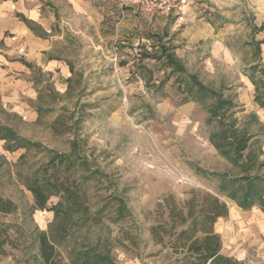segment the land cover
<instances>
[{
	"label": "rangeland",
	"instance_id": "obj_1",
	"mask_svg": "<svg viewBox=\"0 0 264 264\" xmlns=\"http://www.w3.org/2000/svg\"><path fill=\"white\" fill-rule=\"evenodd\" d=\"M109 1L92 0L105 15L99 33L64 32L60 37V0H40L42 14L58 10L48 55L73 64L72 86L66 93L60 66L40 74L0 64V104L7 111L0 108V124L64 153L71 150L73 130H62L65 124L75 125L80 154L99 170L85 180L87 204L91 212L102 210L100 225L74 232L79 240L108 238L115 264H190L191 257L175 241L188 221L180 225L176 215H186L188 200L200 204L206 192H217L220 179L204 172L235 176L238 168L210 144L209 135L219 129L217 119L207 112L214 100L208 96L199 101V94L190 91L189 76L232 100V114L226 113L224 121L252 134L249 147L262 150V165L254 171L264 178V113L253 101V86L244 75L257 60L249 43V20L264 23V0H181L168 16L148 14L123 0ZM256 37L263 38L264 29ZM34 40L28 33L10 45L0 44V53L8 49V58L23 57ZM161 43L171 47L184 71L167 66L159 55ZM259 63L264 66V44ZM185 102L189 108L182 111ZM51 156L35 149L9 152L0 140V194L16 206L0 216L11 225L13 241L0 254V264H43L37 232H49L53 211L34 208L20 174L31 176L41 166L51 177ZM86 173L79 167L75 177ZM110 193L124 198V217L117 218ZM218 195L227 207L234 205ZM58 201L59 194H52L47 208ZM236 230L246 236L236 238L245 245L244 257L231 256L243 264H264V231L255 238L251 229ZM67 248L56 245L64 259Z\"/></svg>",
	"mask_w": 264,
	"mask_h": 264
},
{
	"label": "trees",
	"instance_id": "obj_2",
	"mask_svg": "<svg viewBox=\"0 0 264 264\" xmlns=\"http://www.w3.org/2000/svg\"><path fill=\"white\" fill-rule=\"evenodd\" d=\"M16 15L34 35L43 38L48 35L35 21L20 13ZM263 27L262 23L256 25L250 20L249 43L252 47V54L257 60L251 63L244 73L254 86L253 99L261 108H264V66L259 61L261 59L260 46L264 42V38L257 39L255 36L262 31ZM170 49L171 47L160 44V57L165 59L167 66L172 70L184 71L180 60ZM49 58L58 59L53 55H50ZM18 60L30 70L36 69L41 74L40 67L33 65L24 58ZM68 65L73 74L74 67L71 64ZM189 77L191 79L190 91L199 94V101L201 98L213 97L214 102L207 108V112L210 117L217 119L219 129L210 134V142L222 156L229 159L238 168V174L230 176L226 173L204 172L220 179L217 192H206L200 204H195V199L186 202V215L180 213L176 216L180 217V225H184L187 221L188 223L176 233L175 241L191 257L190 264H243L236 258L221 252V237L213 226L218 217L228 214V207L225 201L220 200L218 194L235 201L243 209L258 205L264 212V178L254 171V168L262 165V162H258L262 150L261 148L249 147L252 134L247 129L237 127L235 122L230 125L225 123V114L228 112L232 114L230 112L234 106L232 100L224 98L221 92L202 84L194 75ZM72 80L73 76L66 79V93L69 92L72 86ZM0 108L7 112L1 104ZM68 129L73 130V137L70 140L71 150L64 153L55 152L43 146L40 142L19 135L11 126L0 124V140L3 141L5 150L12 152L18 149H24L25 151L35 149L52 153L49 161H52L55 172L51 177L45 176L47 170L42 171L41 166L35 168L31 176L20 174L22 184L32 194L34 208L53 211L54 220L49 232L43 230L37 232L40 259L43 264H115V260L111 255V242L108 238L101 240L98 237L94 242H91L87 241V236H82L79 240L74 235V232L82 227L89 231L90 228L100 225L102 210L100 208L94 212L90 211L87 204V193L84 188L85 180L92 177L99 170L91 166L85 155L80 154L81 141L77 135L75 125L66 126L65 124L62 131ZM59 166L60 176L58 174ZM79 167H83L87 173L76 178L75 173ZM52 194H59L60 201L47 208V201ZM109 195V202H113L115 205L117 218L124 217L128 211L124 198L114 193ZM196 206L198 208H195ZM15 209L14 202L0 194V216H5ZM10 226L9 223L0 220V254L5 253L6 245H13L9 233ZM155 229V227L152 229V233ZM158 241H161V239L159 238ZM57 244L68 246L66 259L56 249Z\"/></svg>",
	"mask_w": 264,
	"mask_h": 264
},
{
	"label": "crops",
	"instance_id": "obj_3",
	"mask_svg": "<svg viewBox=\"0 0 264 264\" xmlns=\"http://www.w3.org/2000/svg\"><path fill=\"white\" fill-rule=\"evenodd\" d=\"M103 1H107L108 3H110L109 0ZM17 13L23 14L26 18L38 23L48 33V35L44 38L34 35L33 32L26 26V24L16 15ZM54 13L57 15L58 10H55L53 12L44 10V13L42 14L40 0H0V44L3 46H7L10 45L12 41H16L23 36H27L28 33L31 34L35 37L36 40H34L31 45H28L26 47V50L22 52L23 57L19 58H24L26 61L32 63L33 65L40 67L41 70H52L55 67L60 66L61 71H63L67 79L74 74V72L72 74L68 65L71 64L73 66V64L68 61H62L61 59L59 60V58H49L50 55H48L52 43L51 39L53 37V35L50 33L52 32V21ZM104 16L105 15L102 10V6L93 4L92 0H60V37H63L62 34L64 32L72 35L79 33L85 34L88 32L99 33L104 27ZM250 20L255 23V17ZM262 24L264 25L263 22ZM262 31L258 32L257 34L261 33ZM262 44H264V42ZM7 50L8 49H5L3 51L4 54L0 53L1 65H9V67H13L18 70L29 69L18 60L19 58H8L7 55H10L11 52H8L9 50ZM13 52L15 53L16 50H13ZM79 75V77H82V74ZM245 76L248 82L253 86L248 76ZM254 92L255 91L253 86V97ZM188 105L189 102L183 103L180 106L181 110H187L189 108ZM257 106L261 108L258 104ZM261 109L264 113V108ZM208 140L210 142L209 137ZM210 144L214 147L211 142ZM238 226H240L241 229L253 230V234L256 238L259 230L264 231V212L259 207H254V205L251 206L250 209H243L239 207L234 201V205L228 206V214L224 217H218L214 223V230L220 235L223 241L221 252L228 256L232 255L234 257L242 259L244 257L245 245L243 242L236 240V238L242 237L245 240L246 236L236 230ZM125 264L130 263L126 262ZM131 264L134 263L132 262Z\"/></svg>",
	"mask_w": 264,
	"mask_h": 264
},
{
	"label": "built area",
	"instance_id": "obj_4",
	"mask_svg": "<svg viewBox=\"0 0 264 264\" xmlns=\"http://www.w3.org/2000/svg\"><path fill=\"white\" fill-rule=\"evenodd\" d=\"M132 7H139L147 13L168 16L179 7L181 0H123Z\"/></svg>",
	"mask_w": 264,
	"mask_h": 264
}]
</instances>
